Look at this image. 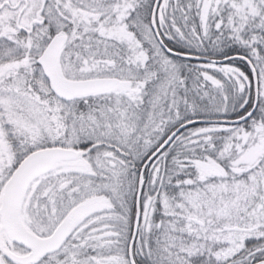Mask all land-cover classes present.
<instances>
[{"label": "snow or ice", "instance_id": "6c2138e0", "mask_svg": "<svg viewBox=\"0 0 264 264\" xmlns=\"http://www.w3.org/2000/svg\"><path fill=\"white\" fill-rule=\"evenodd\" d=\"M0 264H264V0H0Z\"/></svg>", "mask_w": 264, "mask_h": 264}]
</instances>
